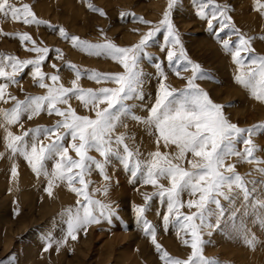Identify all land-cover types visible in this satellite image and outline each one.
<instances>
[{
	"label": "rangeland",
	"instance_id": "1",
	"mask_svg": "<svg viewBox=\"0 0 264 264\" xmlns=\"http://www.w3.org/2000/svg\"><path fill=\"white\" fill-rule=\"evenodd\" d=\"M10 3L18 7L23 4L30 5L37 19L57 27L24 24L10 16L0 15V54L12 55L20 60L35 59L37 53L27 50L32 47L31 42H22L18 37L2 34L27 32L36 41L37 47L50 49L41 65L43 72L59 74V83L71 87L76 74L68 65L74 64L82 72L78 86L97 90L116 85L113 81H94L85 70L115 73L122 72L123 67L107 56H96L74 47L70 39L59 35L58 28H64L69 36L75 35L91 43L111 40L118 46H131L138 43L163 18L168 0H10ZM201 3H206V0H179V5L172 10L173 23L180 33L188 58L208 71L209 78L197 80L196 83L209 92L214 102L227 106L224 111L230 122L244 128L264 122V102L257 101L249 90L235 82L234 76L239 66L221 46V39L230 38L234 47L237 34L231 29L219 32L217 25L210 30L206 19H201L196 14ZM216 3L228 5V14L240 34L253 38L254 51L244 56L246 68L251 58L264 55V40L260 39L264 36V12L259 7V4H264V0H259V4L257 0H216ZM90 4L103 9L105 14L101 15L89 8ZM121 12L134 13L136 17H143L151 23H142L133 16L121 17ZM205 12L211 13L212 5H208ZM165 35L164 29L157 33L146 49L151 55L141 57L145 99L130 100L129 104L139 103L150 107L154 102L158 89L155 72L157 63L164 68L167 74L165 83L170 88L182 89L186 86V78L191 75V69L189 67L187 71L181 70L179 77L174 74L167 63L166 51H161L165 44ZM55 49L60 52L57 53ZM53 64L56 68L51 66ZM5 70L11 71V68ZM31 71L29 66L18 75L17 83H8L6 102L0 101V109H9L14 105V101L7 99V95L23 100L26 96L47 94V88L39 87L33 80ZM0 82L7 83L2 79ZM45 83L51 84L52 81L46 79ZM68 104L78 114L94 117V112L85 109L77 97H70ZM57 107L64 109L68 105L59 104ZM135 112L141 116L147 115L143 107H136ZM58 119L60 118L54 113L49 115L44 111L31 120L25 115L19 123L5 125L0 113V264H163L150 236L137 223L133 211V206L143 205L144 196L151 195L156 189L143 183V171L133 178L132 165L124 168L120 156L115 152L109 153L107 158L106 171L111 178L109 181H105L103 175L96 170L87 174L86 179L91 181L89 194L93 199L111 204L117 209L116 217L111 222L102 221L89 225L86 233L83 229L79 230L76 240L67 237L65 221L68 209L74 212L79 207L77 201H82L83 197L73 193L66 181H57L53 194L49 196L44 190L47 178L38 177L22 156L11 153L4 140L6 131L19 135L24 130L39 125L50 127ZM118 134H124L125 143L134 152H139L138 158L141 161H147L148 154L157 150L155 129L147 128L134 119H123L113 133L114 136ZM41 139L44 143L49 142L44 137ZM243 139L242 136L237 142V149L240 151L245 147ZM252 139L264 149V129H258ZM64 143L69 147V155L77 158L74 150L70 148V137H66ZM159 150L172 153L175 148L165 147L161 142ZM122 151L120 147V152ZM90 155L98 160L102 159L94 150ZM254 156L256 159L251 161L237 156H229L225 161V164H234L235 172L244 177L250 189L249 198L242 199L241 191L233 188L228 193V200L219 198L222 215L215 205L208 206L212 213L209 217L212 227L201 229L202 238L207 242L203 254L215 259L218 264H264V223H261L264 219V207H261L264 204V173L257 171L258 168H264V151L258 150ZM188 158L191 159V156ZM257 160L261 162L257 163ZM14 164L18 169L15 177L11 175ZM52 164L53 162L48 163L49 169ZM183 166L189 167L187 161L183 162ZM160 183L168 186L167 180L161 179ZM105 184L108 185L107 193L102 190ZM75 186L79 187V184ZM189 198L193 197L187 194L182 196L185 201ZM166 210V198L161 201L158 196H154L146 218L155 225L157 242L164 250L173 257L186 259L191 254V249L190 245L183 243L185 234L178 232L177 225H170L167 229L162 226V217ZM180 210L185 214L196 211L186 205ZM245 228L254 234V246L245 243L242 238L241 233ZM50 237L52 246L45 251ZM58 241L61 243H57Z\"/></svg>",
	"mask_w": 264,
	"mask_h": 264
},
{
	"label": "snow or ice",
	"instance_id": "2",
	"mask_svg": "<svg viewBox=\"0 0 264 264\" xmlns=\"http://www.w3.org/2000/svg\"><path fill=\"white\" fill-rule=\"evenodd\" d=\"M257 3L259 4V0ZM178 5L179 0H168L163 18L150 28L138 43L131 46H118L111 40L91 43L75 35L69 36L64 28H58L59 35L70 39L74 47L96 56H107L123 67L122 72L115 73L85 70L89 78L94 81H113L116 85L115 87H101L97 90L78 86L77 82L82 72L74 64L68 65L76 74L71 87H65L59 83L61 79L59 74L43 72L41 65L45 62L50 49L37 47L36 41L29 33H2L5 36L18 37L22 42H31L32 47L27 50L37 53V57L20 60L12 55L0 54V79L7 81V83L0 82V101L6 102L8 83H17L18 75L29 66L32 68L33 80L39 84V87L48 90L46 95L26 96L23 100L7 95V99L14 101V105L9 109H0L5 125L17 124L25 115L31 120L44 111L49 115L54 113L60 118L50 127L39 125L24 130L19 135L6 131L4 140L11 153L22 156L38 177L47 178L44 190L49 196L53 194V187L57 181H66L73 193L83 197L82 201H77L79 207L74 212L68 209L65 221L66 234L72 240L78 238L79 230L83 229L86 233L89 225L99 224L102 221L111 222L117 215V209L111 204L93 199L88 191L91 181L86 179L87 174L96 170L103 175L105 181H109L111 178L106 171L107 158L109 153L115 152L120 156L121 165L124 168L132 165L131 176L133 178L138 172L143 171V183L152 185L156 189L151 195L144 196L143 205L133 206V211L137 223L141 225L144 233L150 236L151 243L163 264H218L215 259L203 254L204 245L207 242L202 238L201 229L212 227L209 223L212 213L208 206L215 205L222 215L223 210L219 198L228 200V193L233 188L241 191L242 199L249 198L250 189L244 177L235 172L234 164H225V161L229 156L242 157L248 161L256 159L254 153L258 150L264 151V149L256 145L252 137L256 135L258 129H264V122L248 128L230 122L224 111L227 106L214 102L209 92L196 83L197 80L208 79V71L187 56L180 33L172 19V10ZM208 5H212L211 13L205 12ZM259 7L264 12V4H259ZM89 8L100 12L101 15L105 14L103 9L96 8L94 5L90 4ZM229 10L228 5H220L216 3V0H206V3L198 5L196 14L201 19H206L210 30L217 25L219 32L231 29L237 34L234 47L230 38L221 39L222 48L230 53L232 60L239 66L234 80L238 85L249 90L257 101L264 102V55L251 58L245 68L244 56L254 51L253 38L240 34L239 29L232 22V17L228 14ZM0 15L10 16L11 19L24 24L57 27L48 24L47 21L37 19L30 5L23 4L22 7H18L10 3V0H0ZM120 16H133L142 23H151L130 12H121ZM162 29L165 30L166 35L161 51H166L169 67H172L174 74L178 77L181 70L187 71L190 67L191 75L186 78L184 88H170L165 83L167 74L164 68L157 63L155 72L158 77V89L154 102L150 107L139 103L129 104L130 100L143 101L145 99L141 57L151 55L146 50L148 44ZM260 39L264 40V36ZM55 51L60 52L59 49ZM51 66L56 68L55 64ZM6 68H11V71H6ZM46 79H50L52 83L46 84ZM72 96L77 97L89 112H94V117L78 114L68 104ZM59 104L68 105V107L61 109L57 107ZM136 107H143L147 115L136 114ZM125 118L134 119L143 123L147 128L155 129L157 150L148 154L147 161H141L138 158L139 152H134L129 148L125 143L124 134L113 135L115 129ZM242 136L244 137L242 143L245 147L240 151L237 149V142ZM41 137L49 142L44 143ZM66 137H70V148L74 150L77 158L69 155V147H66L64 143ZM161 142L165 147H174L175 151L161 152L159 150ZM120 147L123 149L122 153ZM93 150L98 152L102 159L98 160L90 155ZM189 155L191 159L188 158ZM184 161H187L189 167L183 166ZM49 162H53L51 169L48 168ZM257 171L264 173V168H258ZM17 174L18 169L14 164L11 175L15 177ZM161 179L167 180L168 186L160 183ZM76 184H79V187L75 186ZM100 190L96 189V191ZM102 190L107 193L108 185L105 184ZM184 194L193 198L185 201L182 199ZM154 196H158L161 201L165 198L167 200V210L162 217V226L167 229L170 225H177L178 232L185 234L186 238L183 243L190 245L191 249V254L186 259L171 256L157 242V229L146 218ZM185 205L190 209L195 208L196 211L191 214L181 212L180 209ZM261 207H264V204ZM261 223H264V219ZM218 225L219 220H217ZM241 236L245 243L254 246L256 239L254 234L249 233L245 228ZM51 246L50 237L45 251Z\"/></svg>",
	"mask_w": 264,
	"mask_h": 264
}]
</instances>
